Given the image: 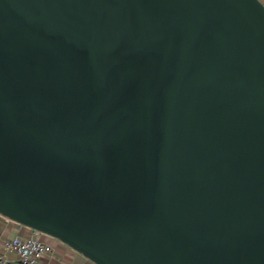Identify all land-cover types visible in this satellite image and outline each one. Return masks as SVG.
<instances>
[{
    "label": "water",
    "instance_id": "obj_1",
    "mask_svg": "<svg viewBox=\"0 0 264 264\" xmlns=\"http://www.w3.org/2000/svg\"><path fill=\"white\" fill-rule=\"evenodd\" d=\"M0 214L94 264H264V2L0 0Z\"/></svg>",
    "mask_w": 264,
    "mask_h": 264
},
{
    "label": "crops",
    "instance_id": "obj_2",
    "mask_svg": "<svg viewBox=\"0 0 264 264\" xmlns=\"http://www.w3.org/2000/svg\"><path fill=\"white\" fill-rule=\"evenodd\" d=\"M262 1L264 2V0ZM15 235L24 238L30 236L40 237L53 246V253L43 259L40 264H94L61 241L39 235V233L34 232L30 228L19 225L0 214V252L7 258L8 264H21L20 257L15 251L3 248V242Z\"/></svg>",
    "mask_w": 264,
    "mask_h": 264
},
{
    "label": "built area",
    "instance_id": "obj_3",
    "mask_svg": "<svg viewBox=\"0 0 264 264\" xmlns=\"http://www.w3.org/2000/svg\"><path fill=\"white\" fill-rule=\"evenodd\" d=\"M5 250L15 251L21 264H40V262L53 253V246L47 241L36 237L13 236L3 242ZM0 264H8L7 258L0 252Z\"/></svg>",
    "mask_w": 264,
    "mask_h": 264
},
{
    "label": "rangeland",
    "instance_id": "obj_4",
    "mask_svg": "<svg viewBox=\"0 0 264 264\" xmlns=\"http://www.w3.org/2000/svg\"><path fill=\"white\" fill-rule=\"evenodd\" d=\"M39 235H41V234H39ZM40 238V237H39Z\"/></svg>",
    "mask_w": 264,
    "mask_h": 264
}]
</instances>
